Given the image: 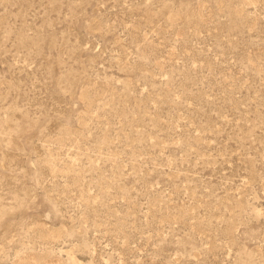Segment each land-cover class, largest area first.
Listing matches in <instances>:
<instances>
[{"label":"rangeland","instance_id":"1","mask_svg":"<svg viewBox=\"0 0 264 264\" xmlns=\"http://www.w3.org/2000/svg\"><path fill=\"white\" fill-rule=\"evenodd\" d=\"M0 264H264V0H0Z\"/></svg>","mask_w":264,"mask_h":264}]
</instances>
